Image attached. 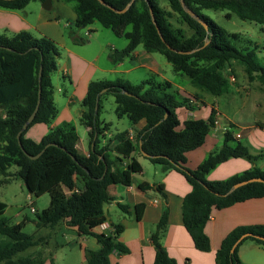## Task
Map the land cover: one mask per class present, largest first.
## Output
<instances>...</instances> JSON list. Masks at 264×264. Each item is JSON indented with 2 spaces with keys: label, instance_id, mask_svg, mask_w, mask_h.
Segmentation results:
<instances>
[{
  "label": "trees",
  "instance_id": "trees-1",
  "mask_svg": "<svg viewBox=\"0 0 264 264\" xmlns=\"http://www.w3.org/2000/svg\"><path fill=\"white\" fill-rule=\"evenodd\" d=\"M32 1L37 0H0V7L22 10ZM62 1L72 5L77 14V28L99 23L117 37L128 40L125 49L111 53L113 63L132 57L137 48L143 46L148 52L163 55L176 73L188 77L202 92L220 97L230 88L228 69L233 62H238L244 66L250 81H260L264 89V67L256 60L257 48L238 49L234 42L240 39L239 34L228 32L203 14V10L227 11L228 17L234 14L240 20L263 25L264 0H168V9L160 0ZM184 6L198 19L192 17ZM175 17L193 30L191 36H187L184 29L175 27ZM60 54L57 44L47 37L35 38L29 32H20L13 37L0 35V175L8 178L10 168L16 166V176L23 181L31 196L39 198L49 194V206L40 213L36 212L37 229H53L66 221L69 227L77 229L80 236L96 238L99 248L85 250L89 264H111L113 252L127 253V248L118 241L122 227L117 225L113 233H107L101 231L99 225L106 222L101 220L104 207L112 201L109 187L116 183L130 186L132 175L142 171L135 158L123 170L122 165L134 152L141 156L147 154L145 158L161 166L165 172H180L192 185V191L183 200V223L195 248L201 252L211 251V240L205 227L213 209L264 198V171L255 166L227 180L207 179L212 170L229 159L243 158L255 164L260 158L240 142L233 145L235 138L230 130L226 131L221 148L211 152L196 169L187 167L186 154L204 145L209 132L217 124V111L213 109L208 120H187L179 130L181 123L177 109L187 106L193 110L195 106L180 101L175 93L170 92L173 86L169 81L147 80L133 84L118 79L92 82L83 100L85 111L81 117L83 125L90 131L88 157L78 152L76 143L79 137L69 123L52 129L40 142L26 138L32 126L49 124L57 115L52 75L58 69ZM40 88V108L21 135L22 149L18 134L35 111ZM108 95L114 97L118 118L127 117L133 127L146 121V126L136 132L134 141L128 138L129 132L115 135L119 142L115 148L117 156L111 155L109 147L113 139L104 142L112 126L101 119L103 99ZM45 148L39 158H30ZM255 178L262 179V182L248 183L228 194L234 185ZM77 187L81 188L79 192L66 194V189L72 191ZM139 188L146 191L152 187L141 183ZM163 188V185L157 187L166 198ZM120 208L127 210L122 205ZM6 209L7 204L0 201V264H43L41 253L23 255L38 245L35 234L29 235L23 230L28 218L12 224L4 216ZM144 209L145 204L136 206L138 219ZM167 221L168 210H165L152 235L156 248L154 264H177L160 242ZM98 226L99 231H95ZM247 234L252 236L244 238L232 252L237 241ZM257 236L264 238V225L238 227L231 231L216 253L217 264H243L238 255L239 247L248 240L264 245V240Z\"/></svg>",
  "mask_w": 264,
  "mask_h": 264
},
{
  "label": "crops",
  "instance_id": "crops-1",
  "mask_svg": "<svg viewBox=\"0 0 264 264\" xmlns=\"http://www.w3.org/2000/svg\"><path fill=\"white\" fill-rule=\"evenodd\" d=\"M76 20L77 14L72 5L62 0H52L50 10H46L43 2L39 0L30 2L22 10L0 7V35L13 37L20 32H29L35 38L47 37L57 44L61 53L58 69L52 75L57 115L49 124L32 126L26 138L40 142L52 129L69 123L75 127L79 137L76 143L78 152L88 157L91 151L90 131L83 125L81 117L85 111L83 100L89 85L96 81L118 79L139 84L134 82L138 81V77L135 76L136 80L132 77L141 71L139 73L141 77H146L141 82L156 80L155 77L158 76L162 81H169L173 87L178 88L175 95L180 101L195 106L193 110L187 106L177 109L181 123L179 130L183 129L187 120H208L212 110L217 111V124L209 132L204 145L186 154L188 168L196 169L211 152L221 148L225 133L230 130L235 138L233 145L240 142L246 145L253 155L260 158L255 164L243 158L229 159L212 170L207 179L227 180L254 166L264 171V89L260 81H250L245 68L243 83L239 84L233 62L227 71L229 91L220 97L211 96L188 88L189 81L181 84L171 80L161 67H165L166 64L162 63L156 53L148 52L143 46H139L132 57L113 63L111 53L125 49L128 40L124 38L126 41H123V37H117L111 30V33H105L103 30L109 29L103 28L99 23L97 24L100 27L93 24L76 29L72 27L76 26ZM261 26L264 31V24ZM76 39L84 42H77ZM261 42L262 38L260 42H255L257 50L262 48ZM195 96H198V99ZM222 106L228 110H224ZM103 121L112 125V122L106 119ZM145 126L144 120L135 127L131 124L123 131L114 132L111 126L104 140L106 142L113 139L109 145L111 155H118L115 148L119 142L114 138L115 135L129 132L128 138L134 141L136 132ZM133 158L141 164L142 171L132 175L133 183L130 186L116 183L109 187L108 194L112 201L105 205L101 219L109 222L114 230L117 225L122 227L118 241L128 250L127 253L113 252L110 255L111 264H154L156 248L152 235L157 230L165 210H168L167 228L160 242L177 264H217L216 253L231 231L238 227L264 225V198L237 203L225 209H213L210 221L205 227V232L211 240V251L197 250L184 227L182 213L183 200L192 191V185L180 172L176 170L165 172L161 166L152 165L153 163L137 152L124 162L123 170L127 169ZM141 183H148L152 188L142 191L139 188ZM159 185H163L166 198L157 189ZM30 196L29 194L28 199ZM139 204H145L141 219L137 218L136 211ZM120 205L125 206L127 210L123 211ZM99 226L95 231H99ZM34 234L38 245L25 251L23 255L41 253L43 264H89L85 258V250L99 248L96 238L80 236L77 229L69 227L66 221H62L53 229L36 227ZM57 234L62 236V241H56ZM66 247L69 251L60 255ZM238 255L243 264H264V245L248 240L239 247Z\"/></svg>",
  "mask_w": 264,
  "mask_h": 264
},
{
  "label": "rangeland",
  "instance_id": "rangeland-1",
  "mask_svg": "<svg viewBox=\"0 0 264 264\" xmlns=\"http://www.w3.org/2000/svg\"><path fill=\"white\" fill-rule=\"evenodd\" d=\"M161 5L168 9V0H160ZM203 14L214 20L219 26L225 28L230 33H237L240 36L239 40L234 42L235 46L240 50H253L255 49V42H260V38H262L261 47L257 50L256 60L264 67V31L262 30V26L256 24L251 21H243L240 20L236 15L232 14L231 17H227V11H214V10H203ZM173 23L176 28H182L185 30L187 36H191L193 34V30H191L185 23L179 22L175 17L173 19ZM94 26L100 27L99 24H94ZM72 27L76 28L75 25ZM105 33H111L110 30H103ZM123 41H126L123 38ZM260 45V44H259ZM162 63H165V67L161 66L162 69L166 72L167 76L171 80L177 83L185 84L189 81L190 86L187 87L194 88L196 91L202 92L198 88L192 85L190 79L186 76L178 74L174 71L172 65L168 62V60L161 54H155ZM233 69H235L239 84L243 83V79L245 76L244 66L239 64L238 62H234ZM141 71L136 72L133 75V80H136L135 76L138 77V81H134L136 83H140L142 80H145L146 77H141L139 74ZM232 74V73H231ZM233 77V74L231 78ZM150 78V77H147ZM156 80L162 82L160 77H155ZM233 81V80H232ZM178 88L175 86L171 89L170 92L175 93ZM204 93V92H203ZM208 94V93H207ZM212 96V95H211ZM223 107V106H222ZM115 100L112 95H108L103 99V109L101 112V118L106 119L109 122H112V131H123L128 129L131 126V123L128 118L119 119L115 113ZM224 110H228L223 107ZM2 110H0L1 112ZM152 164V163H151ZM154 165V164H152ZM18 172V168L13 166L10 168L8 173V178L6 176L0 175V181L7 179L3 184H0V201L7 204V209L4 214L5 217L9 218L12 224L20 223L24 220V218H28V222L24 227V232L28 234H34L36 232L35 220L36 213L32 212L30 201L28 199L29 191L27 190L23 181L16 176ZM50 196L49 194H45L39 198L32 196V207H34L37 212H41L43 209L49 206ZM58 233V232H57ZM55 237L56 241H62V236L57 234ZM66 251H69V248L60 252V255H64ZM63 257V256H61ZM64 258V257H63Z\"/></svg>",
  "mask_w": 264,
  "mask_h": 264
},
{
  "label": "water",
  "instance_id": "water-1",
  "mask_svg": "<svg viewBox=\"0 0 264 264\" xmlns=\"http://www.w3.org/2000/svg\"><path fill=\"white\" fill-rule=\"evenodd\" d=\"M43 7H44L46 10H50V9L52 8V0H45V2L43 3ZM184 9H185V10H186V11H187L192 17L198 19V17L196 16V14H195L193 11L189 10L186 6H184ZM204 25H205V27L207 28V24H204ZM41 74H42V69H41V71H40V76H41ZM98 103H99V101H98ZM40 104H41V88H40V90H39V98H38V103H37V106H36V108H35V111H34L33 114L29 117V119L27 120V122L24 124L22 130H21V131L19 132V134H18L19 144H20V146H21L22 149H23V146H22V143H21V135H22V133H23L24 131H26V130L28 129L29 125H30V124L33 122V120L35 119L36 114H37V112H38V110H39V108H40ZM97 110H98V105H97L96 111H97ZM94 145H95V144L93 143V144H92V148H94ZM46 148H47V147H46ZM46 148H45L41 153H39L38 155H36V156H30V158L33 159V160L39 158V157L44 153V151L46 150ZM142 154H143L144 157H148L147 154H145V153H142ZM252 182H262V179H260V178H255V179H251V180H248V181L240 182V183L234 185V186L232 187V189L229 191L228 194H231L232 192H234V191L237 190L238 188H240V187H242V186H244V185H246V184H248V183H252ZM247 236H252V234L244 235L241 239H239V241H237V243L234 245V247H233V249H232V252L235 251L236 247H237V246L242 242V240H243L244 238H246ZM257 237H258V236H257ZM258 238L264 240L263 237H258Z\"/></svg>",
  "mask_w": 264,
  "mask_h": 264
},
{
  "label": "built area",
  "instance_id": "built-area-1",
  "mask_svg": "<svg viewBox=\"0 0 264 264\" xmlns=\"http://www.w3.org/2000/svg\"><path fill=\"white\" fill-rule=\"evenodd\" d=\"M87 35H89L88 33H87ZM233 81H234V79H233ZM81 190V188H79V187H77V188H75L74 190H68V189H66V194H68V195H71L73 192H79ZM29 201H30V205H31V210H32V212H37V210L34 208V207H32V196H30L29 197ZM100 229H101V231H104V232H107V233H113L115 230L112 228V226H111V224L109 223V222H103L102 224H100Z\"/></svg>",
  "mask_w": 264,
  "mask_h": 264
}]
</instances>
